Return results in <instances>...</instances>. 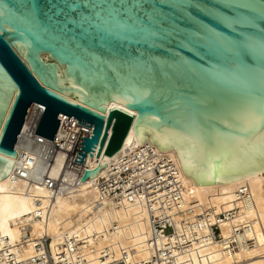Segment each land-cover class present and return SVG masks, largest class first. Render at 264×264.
<instances>
[{"label":"water","instance_id":"water-1","mask_svg":"<svg viewBox=\"0 0 264 264\" xmlns=\"http://www.w3.org/2000/svg\"><path fill=\"white\" fill-rule=\"evenodd\" d=\"M32 104L49 140L59 114L92 127L80 181L144 134L196 186L251 176L264 170V0H0V180Z\"/></svg>","mask_w":264,"mask_h":264},{"label":"bare ground","instance_id":"bare-ground-1","mask_svg":"<svg viewBox=\"0 0 264 264\" xmlns=\"http://www.w3.org/2000/svg\"><path fill=\"white\" fill-rule=\"evenodd\" d=\"M144 137L146 141L132 150L124 145L122 156L106 160L93 179L52 199L43 187L15 180L13 167L0 180V264L13 259L35 264L32 260L39 254L34 243L42 237L51 240L54 264L78 261L81 250L68 252L69 247L62 253L70 257L64 262L60 259L59 242L72 237L95 247L83 256L84 264H264V170L228 184L196 186L183 174L174 149L160 151ZM20 145L21 139L17 150ZM88 161L89 156L83 163L86 169ZM145 162L149 170L139 179L149 178L156 184L158 178L151 167L162 162L160 171L172 174V179L161 176L166 185L171 184L170 190L158 191L146 184L140 192L102 197L101 178L116 179L120 171ZM66 179L70 182L72 175ZM166 214L171 215L174 232L164 237L154 221L162 224ZM214 224L220 229V240L212 235ZM164 241L183 246L169 247L167 253Z\"/></svg>","mask_w":264,"mask_h":264},{"label":"built area","instance_id":"built-area-1","mask_svg":"<svg viewBox=\"0 0 264 264\" xmlns=\"http://www.w3.org/2000/svg\"><path fill=\"white\" fill-rule=\"evenodd\" d=\"M43 109V106L39 104H32L29 109L27 118L17 140L18 143L21 139V145L18 150L16 149L17 161L14 166L13 178L15 180L23 181L27 186L35 185L43 187L50 191L52 199L53 196L59 193H66L74 187H78L80 184L81 177L86 168L83 164L81 165L73 161L77 152L81 151L80 149H77V145L82 133L91 136L92 127L79 124L77 123V119L65 114H59V127L53 140H49L35 134ZM58 157L61 159L58 160ZM124 164L125 162L123 165ZM162 164V162H157L151 167L154 169L155 177L158 178L156 184H154L149 178L141 177V179H139L140 176H143L140 175L141 173L149 170L150 165H148L147 162L143 163L140 167H127L125 170L119 172L116 179H113V176H110L109 178H101V182L98 183V186L102 197L110 195L111 197L116 198V195H121L123 191L126 193H131L132 190L140 192L146 184H148V186L151 185V187H154V189L158 191L169 188L168 186L171 184L166 185V179H172V174L160 171L159 168H162ZM69 174L72 175L70 182L66 179ZM162 175H165L166 179L161 177ZM164 216L162 224L161 220L154 221V227L165 237L174 232V225L172 223L171 215L166 214ZM219 217L220 219H223L224 215H220ZM26 231L29 233L28 226H26ZM211 231L214 239L220 240V229L218 225H211ZM50 242V239L42 237L34 243V247L37 251L36 253L39 255L33 258V263L40 264L44 261L54 264L52 261L54 253L50 249ZM87 242L84 239L76 240L75 237L64 239L59 242V245L61 246L60 252H64V247H69L68 252L81 250V255H79L78 261L75 262V264H84L85 259L83 256L86 255L87 252H93V249L95 248L92 243L88 246ZM166 245H168L165 248L167 253H169V247L181 248L183 246L178 242L167 243L164 241V246ZM69 257L70 255L68 253H62L60 258L61 262H64L65 259ZM101 259H104V257H101ZM21 262L22 261L14 262L13 259L8 261L7 264H22ZM64 264L72 263L67 260ZM119 264L123 263L119 262Z\"/></svg>","mask_w":264,"mask_h":264},{"label":"snow or ice","instance_id":"snow-or-ice-1","mask_svg":"<svg viewBox=\"0 0 264 264\" xmlns=\"http://www.w3.org/2000/svg\"><path fill=\"white\" fill-rule=\"evenodd\" d=\"M261 139H262V143H264V136H262Z\"/></svg>","mask_w":264,"mask_h":264},{"label":"trees","instance_id":"trees-1","mask_svg":"<svg viewBox=\"0 0 264 264\" xmlns=\"http://www.w3.org/2000/svg\"><path fill=\"white\" fill-rule=\"evenodd\" d=\"M178 158V157H177ZM179 160V159H178ZM180 163V162H179ZM181 166V165H180ZM184 174V173H183ZM185 175V174H184ZM186 176V175H185ZM187 177H189V176H187ZM190 178H192V177H190Z\"/></svg>","mask_w":264,"mask_h":264}]
</instances>
